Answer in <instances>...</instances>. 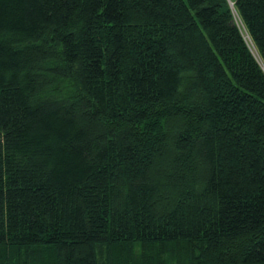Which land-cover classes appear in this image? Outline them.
<instances>
[{
	"label": "trees",
	"instance_id": "16d2710c",
	"mask_svg": "<svg viewBox=\"0 0 264 264\" xmlns=\"http://www.w3.org/2000/svg\"><path fill=\"white\" fill-rule=\"evenodd\" d=\"M0 264H264V0H0Z\"/></svg>",
	"mask_w": 264,
	"mask_h": 264
},
{
	"label": "bare ground",
	"instance_id": "6f19581e",
	"mask_svg": "<svg viewBox=\"0 0 264 264\" xmlns=\"http://www.w3.org/2000/svg\"><path fill=\"white\" fill-rule=\"evenodd\" d=\"M252 51H253V53L255 54V56L258 58V56H257V54H256V52H255V50L252 48ZM258 60H259V62L261 63V60L258 58Z\"/></svg>",
	"mask_w": 264,
	"mask_h": 264
},
{
	"label": "rangeland",
	"instance_id": "374dc122",
	"mask_svg": "<svg viewBox=\"0 0 264 264\" xmlns=\"http://www.w3.org/2000/svg\"><path fill=\"white\" fill-rule=\"evenodd\" d=\"M247 42H248V44H249V41H248V39H247ZM250 48H251V45H250ZM251 50H252V48H251Z\"/></svg>",
	"mask_w": 264,
	"mask_h": 264
},
{
	"label": "water",
	"instance_id": "95a60500",
	"mask_svg": "<svg viewBox=\"0 0 264 264\" xmlns=\"http://www.w3.org/2000/svg\"><path fill=\"white\" fill-rule=\"evenodd\" d=\"M251 49V48H250ZM253 53V52H252ZM255 57V56H254ZM256 58V57H255ZM257 59V58H256Z\"/></svg>",
	"mask_w": 264,
	"mask_h": 264
}]
</instances>
